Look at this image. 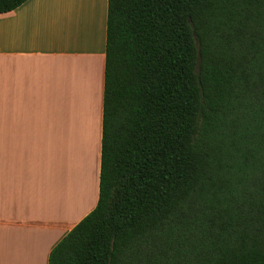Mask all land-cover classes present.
Segmentation results:
<instances>
[{"label":"trees","instance_id":"16d2710c","mask_svg":"<svg viewBox=\"0 0 264 264\" xmlns=\"http://www.w3.org/2000/svg\"><path fill=\"white\" fill-rule=\"evenodd\" d=\"M49 264H264V0H108L99 199Z\"/></svg>","mask_w":264,"mask_h":264},{"label":"crops","instance_id":"0c3cea01","mask_svg":"<svg viewBox=\"0 0 264 264\" xmlns=\"http://www.w3.org/2000/svg\"><path fill=\"white\" fill-rule=\"evenodd\" d=\"M108 0L0 14V264H49L97 206Z\"/></svg>","mask_w":264,"mask_h":264}]
</instances>
